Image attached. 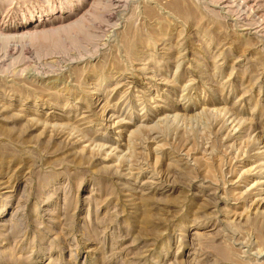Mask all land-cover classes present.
<instances>
[{
  "label": "rangeland",
  "instance_id": "374dc122",
  "mask_svg": "<svg viewBox=\"0 0 264 264\" xmlns=\"http://www.w3.org/2000/svg\"><path fill=\"white\" fill-rule=\"evenodd\" d=\"M263 8L0 0V264H264Z\"/></svg>",
  "mask_w": 264,
  "mask_h": 264
},
{
  "label": "bare ground",
  "instance_id": "6f19581e",
  "mask_svg": "<svg viewBox=\"0 0 264 264\" xmlns=\"http://www.w3.org/2000/svg\"><path fill=\"white\" fill-rule=\"evenodd\" d=\"M217 2V1H216ZM262 7V6H261ZM263 11H264V8H263ZM10 30V29H9ZM2 31V30H1ZM5 32H6V30H5ZM5 32H2L1 34H0V40L2 41V42H6V43H8L7 41H9V40H11V37L10 36H6V35H4L3 33H5ZM11 32V31H10ZM47 31H44L43 32V30H33V32H28V33H26L25 34V36H27V38H29L30 39V37H36V36H39V35H42L43 33H46ZM24 36V37H25ZM13 37H15V36H13ZM30 40H32V38L30 39Z\"/></svg>",
  "mask_w": 264,
  "mask_h": 264
}]
</instances>
